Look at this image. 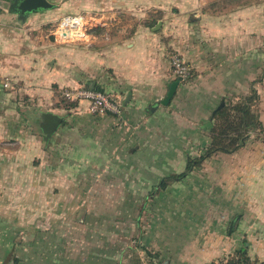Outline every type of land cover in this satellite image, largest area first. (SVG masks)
<instances>
[{
	"label": "crops",
	"instance_id": "crops-1",
	"mask_svg": "<svg viewBox=\"0 0 264 264\" xmlns=\"http://www.w3.org/2000/svg\"><path fill=\"white\" fill-rule=\"evenodd\" d=\"M49 1L53 8L25 20L0 7V264H21L16 250L24 232L26 264H35L37 229L19 226L21 195L34 202L43 191L46 203L58 190L54 199L62 203L92 201L94 186H102V200L112 203V262L105 245L95 246L93 255L94 248L80 241H64L53 249L49 242L45 264H121L123 251L129 264H210L239 250L264 264V0H115L118 6L163 12L175 5L201 12L164 17L158 28L139 25L129 37L111 40V50L100 58L52 40L48 25L72 0ZM97 2L77 0L74 7L86 10ZM213 5L220 10L213 12ZM170 52L182 57L192 77L179 82L162 105L176 80ZM253 82L260 130L234 153L214 154L153 192L161 179L183 172L187 160L208 147L212 113L222 99L237 101ZM92 84L119 97V116H94L86 101L63 107V88ZM43 112L63 119L47 142L35 129ZM28 212L34 218L35 209ZM116 218L128 222L124 246L117 243ZM41 230L53 232L51 226ZM55 233L68 234L65 227ZM85 250L91 252L84 255Z\"/></svg>",
	"mask_w": 264,
	"mask_h": 264
},
{
	"label": "rangeland",
	"instance_id": "rangeland-1",
	"mask_svg": "<svg viewBox=\"0 0 264 264\" xmlns=\"http://www.w3.org/2000/svg\"><path fill=\"white\" fill-rule=\"evenodd\" d=\"M76 1L77 0L70 1L67 6L69 9L64 11L62 15L58 17V19L54 20L48 25V32L52 33V40H55V38L58 39V33L60 34V32L58 31L57 33V30L64 17L68 15H82L85 16V18L89 17L88 19H85L82 28L85 33V37L84 33L81 30L75 31L70 34L67 33L65 38L68 37L71 40L64 41L63 39H58V45H67L69 47V50L72 49L75 52L83 51L84 53H92L93 56H96L98 58H100V55H106L105 53L111 50V40L117 41L120 38L129 37V35H131L139 25H144L146 21H151L153 19L158 21L160 19H163L164 17H172L175 14L188 18L195 12H201L200 10H191L184 8L181 9L180 6L178 7L175 5L168 6L163 12L162 10H158L156 8H153L152 6L143 8L135 4L130 6H118L115 0H97L98 2L95 5L96 7L82 10L74 7V5H76ZM249 1L251 0H239L240 3ZM52 2L56 3L57 5L60 4L58 0H52ZM99 5H101L100 8ZM235 5L236 3L233 2V4H231V7H234ZM218 6L220 7L221 4L219 3ZM213 8H216L213 12L220 10V8L215 6H213ZM260 65L261 68L264 66V31L261 32L260 35ZM38 109L44 110L46 108L39 107ZM35 129L39 134L40 129L38 126V120H36L35 122ZM91 188V194L88 195L92 199V201H67L65 203H62L59 202V200L54 199V197L58 196V190L52 193V200L46 201V203H44L43 200V191H41L40 194H38L37 192L36 200L34 202H31L27 195H21L19 203V209L21 212L19 226L21 230L33 225H35L37 229L35 247L37 251L35 252V264H45V260L43 257L44 249L45 247L50 246L49 242H51V247L53 249V244L64 241L70 244L80 241L85 244V248H94L92 252L91 250H85L84 255L90 252L94 255L97 252L95 246L105 245V247L110 248L109 251L105 249L107 251V253H105V258H107L106 255L109 254V261L112 262V203L111 200H107L106 202L102 200L104 196L100 189L102 188V186H94ZM53 190L54 188H52V191ZM109 197H111V193L109 194ZM60 205H62L63 207H60ZM31 208L35 209L34 218H32L30 212H28V210ZM61 208L63 210L62 212L59 211ZM75 210L78 211V213L74 215L73 212ZM115 221V224L118 227L117 229H120L117 230L119 235L116 237L118 246H124L128 244L130 239V237L127 236L128 222H125L123 218H116ZM5 224L6 223L4 222V225ZM44 226H51L53 232L44 235V232L42 230L39 231V229H43ZM61 227H65V230L68 232V234L66 233L60 235L58 233H55L56 231H59ZM71 231H74V233H70ZM18 236V239L20 240V248L17 249L16 252H19V262L21 264H26L28 260L30 261V259L28 258L29 246L26 247V245H24V243L28 241V235L24 232V234L20 233ZM31 236L32 235H30V237ZM46 238H48V240ZM22 246H24L25 250H22ZM124 254L125 253L123 251V259L121 261V264H129V259H127V257L125 258ZM127 254L128 252L126 253V255ZM52 264H54V262H52Z\"/></svg>",
	"mask_w": 264,
	"mask_h": 264
},
{
	"label": "trees",
	"instance_id": "trees-1",
	"mask_svg": "<svg viewBox=\"0 0 264 264\" xmlns=\"http://www.w3.org/2000/svg\"><path fill=\"white\" fill-rule=\"evenodd\" d=\"M222 1L225 2L226 0ZM156 23L157 20L153 19L151 21H146L144 25L148 28H152ZM260 81L261 79H258L255 83ZM255 83H252L248 94L240 97L235 102L225 98L222 99L220 105L212 113V127L209 130L210 144L208 147L198 157L189 158L186 163V169L183 172L171 174L161 179L158 185L153 189V192L156 193L164 190L170 182L183 179L194 168L201 166L205 159L214 154L234 153L244 145L251 133L260 130L261 124L259 122L257 110L259 96L254 88ZM85 87L90 86L88 85ZM95 88L103 90L96 85ZM77 102L78 101L61 99V104L65 109L76 107ZM249 262L256 263L257 261L250 260L243 250H239L231 258L219 261V264H244Z\"/></svg>",
	"mask_w": 264,
	"mask_h": 264
},
{
	"label": "built area",
	"instance_id": "built-area-1",
	"mask_svg": "<svg viewBox=\"0 0 264 264\" xmlns=\"http://www.w3.org/2000/svg\"><path fill=\"white\" fill-rule=\"evenodd\" d=\"M6 0H0V2H5ZM85 16L82 15H68L64 17L60 23V26L57 30L59 38L64 41H68V38H65L67 35V30H82ZM85 37V33H84ZM73 39V38H72ZM81 39V38H76ZM168 62L170 70L172 71L174 77L179 80V82H187L192 77V72L186 62L175 52H170L168 54ZM3 88H8V81L1 82ZM60 98L67 101H86L88 102V110L90 114L94 116L99 115H115L119 116L121 114V101L118 96L111 94L107 90H99L96 88L85 87V86H76V87H66L63 88L60 92ZM211 264H219V261H214ZM244 264H262L259 262L256 263H244Z\"/></svg>",
	"mask_w": 264,
	"mask_h": 264
},
{
	"label": "water",
	"instance_id": "water-1",
	"mask_svg": "<svg viewBox=\"0 0 264 264\" xmlns=\"http://www.w3.org/2000/svg\"><path fill=\"white\" fill-rule=\"evenodd\" d=\"M0 7L10 14L15 15L20 20H25L26 16L30 13L40 10H48L53 8V4L49 0H10L7 2H0ZM160 25L157 24L155 28ZM179 80H174L163 99L160 100V104L167 105L171 98L174 96ZM94 88V84L91 85ZM154 107L151 108V111ZM62 117L53 114L51 112H43L39 116L38 126L42 133L43 141L47 142L53 134L57 131L62 122Z\"/></svg>",
	"mask_w": 264,
	"mask_h": 264
},
{
	"label": "bare ground",
	"instance_id": "bare-ground-1",
	"mask_svg": "<svg viewBox=\"0 0 264 264\" xmlns=\"http://www.w3.org/2000/svg\"><path fill=\"white\" fill-rule=\"evenodd\" d=\"M75 31H80L79 29H76V30H72V31H70V30H67V33H73V32H75Z\"/></svg>",
	"mask_w": 264,
	"mask_h": 264
}]
</instances>
